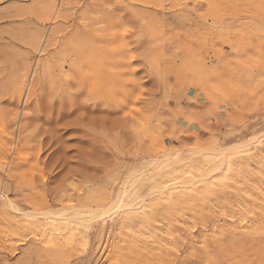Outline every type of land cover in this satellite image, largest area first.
<instances>
[{
	"label": "rangeland",
	"instance_id": "rangeland-1",
	"mask_svg": "<svg viewBox=\"0 0 264 264\" xmlns=\"http://www.w3.org/2000/svg\"><path fill=\"white\" fill-rule=\"evenodd\" d=\"M191 263L264 264V0H0V264Z\"/></svg>",
	"mask_w": 264,
	"mask_h": 264
},
{
	"label": "bare ground",
	"instance_id": "bare-ground-1",
	"mask_svg": "<svg viewBox=\"0 0 264 264\" xmlns=\"http://www.w3.org/2000/svg\"><path fill=\"white\" fill-rule=\"evenodd\" d=\"M63 1V0H62ZM66 3V2H65ZM67 5V4H66ZM39 64L40 63H38L37 64V66L36 67H34V69H33V71L31 72V74H30V76L28 77V78H26V79H24L23 78V85L22 86H26V93H25V96H24V108H22V111H21V113L20 114H22L21 116H22V120H20L21 121V129L23 130V132H24V127H23V123H25L24 121H27L28 120V110H29V104H28V99H29V95H30V88L32 87V85H33V83H35L36 82V80L38 79V77H39V74H42L44 77L45 76H47V75H50V68H49V65L48 64H46V63H44V64H41L40 65V67H39ZM20 87H21V85H20ZM23 90V89H22ZM18 113V112H17ZM30 113V112H29ZM20 119H21V117H20ZM24 120V121H23ZM19 121V120H18ZM22 121H23V123H22ZM18 124H20L19 122H18ZM25 126H26V124H24ZM145 128V127H144ZM20 129V130H21ZM224 152V150H221V153H223ZM221 155V154H220ZM226 155V154H225ZM227 156V155H226ZM228 157V156H227ZM219 161H221L220 163V165H218L219 163H217V164H215L216 166H214L213 165V167H212V170L210 171V169L208 170V171H210V172H207V173H205L204 174V172L203 173H201V175H200V177H199V182H202L203 183V181L206 179V177L209 175V174H213V173H217L220 169H221V165H223V164H226V158H225V156L224 155H222L220 158H219ZM217 162V161H216ZM223 162H225V163H223ZM163 164V162L160 164V166ZM159 167V166H158ZM157 167V168H158ZM177 167V166H176ZM224 167V166H223ZM171 168V167H170ZM168 170L169 169H165V170H158L157 172H155V174H153V175H148V173H147V171H141V173H140V175L137 173V170H133V171H131L130 172V179H128V180H124V183L122 184V186H119L118 188H117V193H116V195H115V197L114 198H112V205H111V208H110V212L112 211L113 213L112 214H114V217H115V215L117 216H122L123 214H125L126 216L124 217V219L122 220L123 222H124V224L125 225H127V224H131V226H132V222L134 221V220H136V219H138V218H142L141 220H143V219H146L147 218V216L145 215V213L141 216H139V215H137V214H134L133 216H131V215H129L130 213L129 212H127L126 210L129 208V207H132V203L129 201V197H128V195H127V190L129 189V187H127L126 185L127 184H130V187H132V186H134L135 184H138L139 182L140 183H142V182H146V183H148L149 185H147V187H146V190L145 191H143L142 193H141V195H143V198L144 197H148V195H149V190H147V189H150V187L152 186V185H150V183H151V181H152V178H153V186H154V191H156L158 194H159V198L161 199L162 198V200L164 199V198H168L169 196H171L172 198L174 197V199L176 200V198L175 197H178V196H175V195H173V193L171 194V193H169L168 194V196H166L167 194H166V190H167V188H168V186L169 185H167V183L166 182H164L163 181V178H164V176L168 173ZM171 173V172H170ZM173 173V172H172ZM185 173V172H184ZM197 173V172H196ZM176 174V173H175ZM178 174V173H177ZM176 174V175H177ZM218 174V173H217ZM141 175H142V177H141ZM175 175V176H176ZM179 175V174H178ZM178 175H177V177H178ZM221 175H223V174H221ZM220 175V176H221ZM138 177V178H137ZM177 177H176V179H177ZM222 177V176H221ZM143 178V179H142ZM179 178V177H178ZM214 178V177H213ZM136 179V180H135ZM151 179V180H150ZM169 179H171L172 180V178L171 177H169ZM175 179V180H176ZM193 179V178H192ZM150 180V181H149ZM209 180V179H208ZM217 180V179H216ZM171 182V181H170ZM192 182V181H191ZM206 183V182H205ZM136 186V185H135ZM135 188V187H134ZM131 189V188H130ZM153 189V188H152ZM151 190V189H150ZM103 193H104V191H103ZM91 194L89 193V194H87V196H86V199L88 200L87 202L90 204V205H92L93 203H96V201L94 200L96 197H97V194H96V196L95 195H92V196H90ZM43 198L44 199H46L47 197L46 196H43ZM43 198H41V197H39L38 195H37V197H35L34 195H29L27 198H25V197H23L22 198V201H25L27 204H32L33 206H37V207H41L43 204H45L43 201H44V199ZM179 198V197H178ZM9 198H7V200H8ZM139 199H141L140 197H139ZM7 200H6V202H7ZM165 200V199H164ZM173 200V199H172ZM14 202V201H13ZM11 200H9V206L11 207L10 208V210H13V211H15V212H17V213H21V216H22V218L24 219V220H28V219H30L31 218V220L30 221H32V222H30V224L32 223V225H34V227H36L38 224L36 223V222H38V220L40 221V219L41 220H43L44 222H47V220L48 219H55V220H59L58 222H59V224H61V222L64 224V223H66L67 224V228H68V224L70 223V222H73V221H79V222H81L80 221V219H79V216L77 215V214H75V213H71L70 212V210H73L74 209V205H70L69 206V208L67 209V208H62L60 211L61 212H59L58 214H50V213H43V212H41V211H39L37 208H33V210L32 211H30V212H28V213H25V215L23 214L22 215V213H24V212H22V210H21V212L18 210V209H16L17 207L15 206V204L13 203ZM7 204H8V202H7ZM6 204V205H7ZM10 210H9V212H10ZM127 212V213H126ZM122 213V214H121ZM97 214V213H96ZM150 216V215H149ZM35 217H39V218H35ZM99 217H100V219L101 220H104L105 219V216H104V214L103 213H99ZM48 218V219H47ZM14 219V218H13ZM45 219H47V220H45ZM51 219V220H52ZM120 219V218H119ZM20 220H21V218H20ZM50 220V221H51ZM101 220H99V221H101ZM115 220H118L117 218L115 219ZM139 220V219H138ZM137 220V221H138ZM150 220V219H149ZM153 220H156V218L155 219H153ZM23 221V220H22ZM119 221V220H118ZM117 221V222H118ZM137 221H134L135 223L137 222ZM96 222V221H95ZM98 222V221H97ZM117 222H113V224L111 225V226H113V227H116V223ZM139 222H140V220H139ZM148 222V221H147ZM24 223H25V221H24ZM145 223V222H144ZM37 224V225H36ZM148 224V223H147ZM36 225V226H35ZM41 225V224H40ZM53 225V224H52ZM56 225V224H55ZM149 225V224H148ZM23 226H25V225H23ZM31 226V225H30ZM69 226H70V224H69ZM28 227V226H27ZM55 227V226H54ZM73 227V226H72ZM112 227V228H113ZM29 229H31V231L32 232H35L34 230H32L33 229V226L32 227H28ZM53 228V227H52ZM57 228H59V227H57L56 226V229ZM74 228V227H73ZM55 228H53V230H54ZM60 229H61V227H60ZM69 229V228H68ZM71 229V228H70ZM76 229H78V228H76ZM57 230H59V229H57ZM56 230V231H57ZM55 231V230H54ZM53 231V232H54ZM47 232L49 233V231L47 230ZM51 232V231H50ZM66 232H68V231H66ZM78 232H79V230H78ZM55 233V232H54ZM76 232L74 231V235H76L75 234ZM50 234V233H49ZM52 234V233H51ZM80 234V233H79ZM73 235V234H72ZM85 235V234H84ZM86 236V235H85ZM84 236V237H85ZM73 237V236H72ZM82 237V236H81ZM87 238V237H86ZM239 241V240H238ZM241 242V241H240ZM17 243H19V244H21L22 242H20V241H18ZM242 243V242H241ZM62 244V243H61ZM61 244H59V241L56 243H54V246H57L58 248H59V246H63V245H61ZM243 244H246V243H243ZM242 244V245H243ZM242 245H240V246H242ZM16 246V245H15ZM17 246H19V245H17ZM220 246V245H219ZM243 246H245V245H243ZM15 248V247H14ZM239 248H241V247H239ZM244 249V248H243ZM242 250V249H241ZM217 252V251H216ZM223 253V255L224 256H227L228 254V252L227 253H224V252H222ZM245 255V254H244ZM220 256H222L221 254H220ZM215 257L216 258H218L216 255H215ZM240 257V256H239ZM242 257V256H241ZM212 258H213V256H212ZM246 258V257H245ZM195 260V259H194ZM196 260H198L197 258H196ZM200 260V259H199ZM228 260V259H227ZM191 264H194V263H191Z\"/></svg>",
	"mask_w": 264,
	"mask_h": 264
}]
</instances>
